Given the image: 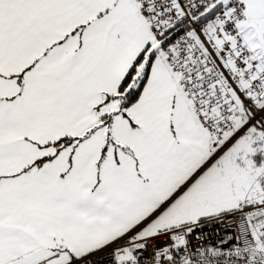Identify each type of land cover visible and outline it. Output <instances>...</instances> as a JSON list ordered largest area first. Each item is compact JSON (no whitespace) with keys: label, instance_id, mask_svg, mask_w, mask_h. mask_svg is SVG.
<instances>
[{"label":"snow or ice","instance_id":"snow-or-ice-1","mask_svg":"<svg viewBox=\"0 0 264 264\" xmlns=\"http://www.w3.org/2000/svg\"><path fill=\"white\" fill-rule=\"evenodd\" d=\"M0 264H264V0H0Z\"/></svg>","mask_w":264,"mask_h":264}]
</instances>
